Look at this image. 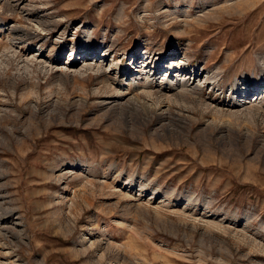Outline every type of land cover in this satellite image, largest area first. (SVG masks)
I'll return each instance as SVG.
<instances>
[{
    "label": "rangeland",
    "instance_id": "obj_1",
    "mask_svg": "<svg viewBox=\"0 0 264 264\" xmlns=\"http://www.w3.org/2000/svg\"><path fill=\"white\" fill-rule=\"evenodd\" d=\"M0 264H264V0H0Z\"/></svg>",
    "mask_w": 264,
    "mask_h": 264
},
{
    "label": "bare ground",
    "instance_id": "obj_2",
    "mask_svg": "<svg viewBox=\"0 0 264 264\" xmlns=\"http://www.w3.org/2000/svg\"><path fill=\"white\" fill-rule=\"evenodd\" d=\"M139 58H140L139 56H135L134 64H137ZM145 60L147 62L146 65H145V67H147L148 64H149V62H151V60H149V57H146ZM181 62H183V60H179L178 65H175L174 66L175 67V70H176V68H178L179 66H181V64H182ZM69 64L72 65V61H69ZM85 64H88V63H85ZM95 66H96L95 68L96 69H99V72H100L101 66L100 65H95ZM87 67L90 68V65H88ZM87 67H86V69H87ZM174 67H173V69H174ZM158 70L159 69L156 68L154 71L157 72ZM72 72H73L72 74H83L84 73V71L82 72L80 69L79 70H76V71H72ZM184 72H185V74L183 76H182V74L180 76H178V75H172V74L170 75L169 74V76H167V78H165L164 81H163V83H161V84H158V83L154 82V80H153L154 78H148V77H146L145 79L143 78L142 81L139 84H136V85H134V84L132 85L131 82L130 83H127L126 89H123V90L121 89L120 91L118 90L117 93H115L112 98H109L108 101L109 102L118 103V104H120V103H126V104H129V105L132 104V108L136 112H140L142 109H144L145 111H147V110L150 109L149 108L150 107V104H148L149 102H147L146 99H148V97L150 95L155 94V93H162L163 91H167V90H171L172 91L171 94H173L174 96L172 98H169L170 100H175V101L180 100V103H183V102H187L189 100L188 98H191V100H195V101H197V102H199V103L202 104L204 102L203 85L202 84H199V83H196V82H194V79L193 80L191 79L190 76L192 75L193 69L191 71H189V75H187V76H186V72L187 71L185 70ZM196 75H197V72H195V74L193 75V77L195 78ZM205 81H207L209 83L212 80H207L206 79ZM252 82H253V80H247L246 82H244L246 84V86L249 88V90L251 88V83ZM212 83H213V81H212ZM153 88H155V89L152 90ZM235 88H237V87H235ZM236 91L238 92L240 90L237 89ZM160 96H162V95H160ZM162 99H163V96H162ZM108 101H106V102H108ZM165 102H166V100H165ZM166 105H167V103H166ZM157 106H159V105H157ZM249 108H250V110L256 109L257 112L262 109L261 104H260L259 107L258 106L257 107H254L252 105ZM161 112L162 113H165V115L166 114H169L170 115L172 113L170 111V109H168V107L162 109ZM175 114L178 115L179 113H175ZM133 115H135V114H132V116ZM124 117H126V116H124Z\"/></svg>",
    "mask_w": 264,
    "mask_h": 264
}]
</instances>
